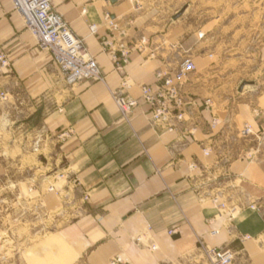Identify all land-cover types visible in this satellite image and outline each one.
I'll list each match as a JSON object with an SVG mask.
<instances>
[{
	"label": "crops",
	"instance_id": "1",
	"mask_svg": "<svg viewBox=\"0 0 264 264\" xmlns=\"http://www.w3.org/2000/svg\"><path fill=\"white\" fill-rule=\"evenodd\" d=\"M134 1L54 0L103 76L68 84L11 0H0L10 64L0 69V201L18 193L47 211L71 208L58 236L90 264H203L206 246L233 249L234 264H264V42L226 54L223 26L182 33ZM121 49L130 53L117 69ZM186 58L195 70L181 85L183 120L153 124L141 86ZM117 90L138 101L127 118ZM245 123L252 133L240 136ZM213 197L227 206L221 216Z\"/></svg>",
	"mask_w": 264,
	"mask_h": 264
},
{
	"label": "rangeland",
	"instance_id": "2",
	"mask_svg": "<svg viewBox=\"0 0 264 264\" xmlns=\"http://www.w3.org/2000/svg\"><path fill=\"white\" fill-rule=\"evenodd\" d=\"M134 2L136 8L149 12L164 26H179L182 33L207 23L223 26L218 32L224 38L226 54L242 47L249 38L251 53H256L264 42V31H255L252 35L248 31L249 26H264V0ZM17 194L11 196V202L0 201V264H90L84 257L75 255L72 247L58 236L63 222L72 219L71 208L47 211ZM203 264H206L204 258Z\"/></svg>",
	"mask_w": 264,
	"mask_h": 264
},
{
	"label": "built area",
	"instance_id": "3",
	"mask_svg": "<svg viewBox=\"0 0 264 264\" xmlns=\"http://www.w3.org/2000/svg\"><path fill=\"white\" fill-rule=\"evenodd\" d=\"M86 3L92 0H85ZM13 11L23 20L24 27L36 38L40 49L47 51L55 64L63 72L64 80L68 84H76L83 80L99 81L103 79L96 60L90 56L82 38L78 37L69 23L54 8V0H11ZM86 12L85 9L82 10ZM107 24L112 29H117L113 20L106 17ZM90 32H96V26L90 25ZM122 34L124 32H121ZM146 44L145 38H140L135 44L138 50L143 49ZM129 49L119 50V54L113 53L112 59L117 69L122 68L128 62ZM10 64L3 51L0 50V69H9ZM195 66L191 59L186 58L180 67L173 73L157 71V84L154 86L142 85L140 89L141 101L149 107L150 120L153 124L172 127L176 121L183 120L186 101L181 92V85L187 74L193 72ZM124 85L126 82L124 81ZM0 96L4 94L0 92ZM112 98L122 115L127 118L138 101L119 90L112 92ZM208 104V101L205 103ZM252 133L249 124L245 123L239 130L240 136ZM69 135L68 131L58 134L59 140H64ZM212 203L218 208L221 216L227 209L224 202L217 197L212 198ZM175 230H170L173 234ZM211 234H217L219 230L212 229ZM141 235L135 237V241L141 242ZM151 245L150 249H155ZM236 254L233 249L224 246L204 248V259L206 264H234ZM121 258L115 256L110 264H120Z\"/></svg>",
	"mask_w": 264,
	"mask_h": 264
},
{
	"label": "water",
	"instance_id": "4",
	"mask_svg": "<svg viewBox=\"0 0 264 264\" xmlns=\"http://www.w3.org/2000/svg\"><path fill=\"white\" fill-rule=\"evenodd\" d=\"M180 13H182V11H181V12H179V14H180Z\"/></svg>",
	"mask_w": 264,
	"mask_h": 264
}]
</instances>
